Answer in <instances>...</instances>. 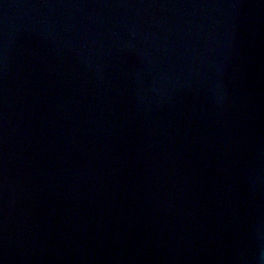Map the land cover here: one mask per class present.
Returning a JSON list of instances; mask_svg holds the SVG:
<instances>
[{"label":"water","instance_id":"1","mask_svg":"<svg viewBox=\"0 0 264 264\" xmlns=\"http://www.w3.org/2000/svg\"><path fill=\"white\" fill-rule=\"evenodd\" d=\"M0 264H264V0H0Z\"/></svg>","mask_w":264,"mask_h":264}]
</instances>
